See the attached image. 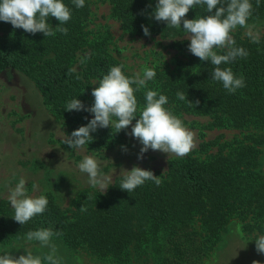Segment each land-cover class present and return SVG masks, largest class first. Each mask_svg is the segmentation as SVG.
<instances>
[{
  "label": "trees",
  "instance_id": "16d2710c",
  "mask_svg": "<svg viewBox=\"0 0 264 264\" xmlns=\"http://www.w3.org/2000/svg\"><path fill=\"white\" fill-rule=\"evenodd\" d=\"M100 1L110 4L112 16L129 35L146 37L141 28L144 25L151 36L171 40V48L179 50L172 70L154 67L155 78L134 93L137 115L145 104V92L154 90L167 96L165 107L185 127H193L185 119L187 116L206 117L209 122L202 129L234 134L230 139L222 134L213 141H202L196 151L171 162L159 186L149 180L128 193L120 189L121 177L103 193H82L86 203L76 205L71 217L51 196H46V211L23 225L0 207V243L51 227L63 233L53 238L66 246L88 249L117 264H131L135 257H146L153 264H203L233 220L243 223L245 232L264 235V34L258 44L240 32L231 34L236 46L246 49L248 56L220 66L245 78L246 86L229 94L222 82L211 79L215 66L210 61H200L188 51L189 43L179 40L187 35L183 24L171 28L148 18L157 0ZM63 3L71 10V19L62 25L68 29L67 35H33L0 21V73L14 69L29 77L43 103L72 132L85 126L92 114L65 111L67 102L76 98L90 107L94 82L112 66L123 65L124 73L133 75L110 53L108 33L89 29L93 16L90 0H85V6L79 9L72 0ZM251 3L253 13L248 23L264 22V0ZM206 14V6L199 5L190 9L185 19ZM47 22L53 28L59 26L54 17ZM86 56L90 58L81 63ZM72 68L76 72L69 75ZM177 91L185 92L187 101L194 105L177 99ZM91 138L86 146L97 150L114 147L121 136L109 127L98 128ZM82 205L87 211L79 210Z\"/></svg>",
  "mask_w": 264,
  "mask_h": 264
},
{
  "label": "clouds",
  "instance_id": "9594fccd",
  "mask_svg": "<svg viewBox=\"0 0 264 264\" xmlns=\"http://www.w3.org/2000/svg\"><path fill=\"white\" fill-rule=\"evenodd\" d=\"M76 8H83L85 0H72ZM206 6L207 14L196 16L194 19H185L186 14L195 6ZM253 4L251 0H157L155 7L148 18H154L157 22H165L167 27L180 28L188 34V51L202 62L210 61L214 65L211 72L213 81L222 82L223 88L229 94L245 87V78L236 76L229 67L221 68L237 58H246L248 52L243 47L236 46V41L231 33L237 28H244L245 34L252 43H260V32L256 24H249L252 17ZM54 17L59 21V26L53 28L47 21ZM71 19V10L63 3V0H0V21L10 23L13 28L23 29L26 33H42L45 37L54 36L57 32L67 35L68 29L62 25ZM144 36H150L149 28L141 25ZM90 56L81 59L84 63ZM76 72L75 68L69 69V75ZM156 76L154 69L145 66L140 73L127 76L123 71V65L112 66L107 74L94 82L95 87L91 91L94 98L90 107H86L80 100L73 98L67 102L65 111H85L93 115L85 126H80L70 135L64 132V144L70 149H83L91 141L90 133L98 128L114 126L116 133L128 126L131 135L142 145L138 160H142L144 154L149 151H160L165 154H174L184 157L195 147L194 133L188 130L183 121L165 105L168 104L167 96L157 91L145 92V104L139 109L135 92L145 88L147 81ZM76 78L79 79L77 73ZM133 85H136L133 88ZM177 99L187 101L186 93L177 91ZM198 104L199 101H196ZM113 117L115 119H113ZM87 119V118H85ZM63 126L61 127V129ZM123 152H127L125 146H121ZM79 171L87 175V182L92 187L99 186L106 190L111 182V177L106 176L100 170V166L94 156H84L77 165ZM163 174V173H162ZM161 174V175H162ZM122 176L120 189L128 193L143 185L146 181H153L160 185V176L157 177L151 170L133 166L130 171L121 169ZM8 201L14 210L13 219L20 225L28 222L32 217L43 214L48 205L46 196H29L26 190V180L20 178L18 183L8 189ZM81 212L87 211L82 205ZM60 231H53L51 227L40 228L26 233L27 241H36L40 248H47L43 255L34 254L30 249L23 250L25 254L18 258L11 252L0 254V264H62V257L58 255V249L53 243V237L62 236ZM255 242L257 253L264 255V235H258ZM252 264H260L254 260Z\"/></svg>",
  "mask_w": 264,
  "mask_h": 264
},
{
  "label": "rangeland",
  "instance_id": "374dc122",
  "mask_svg": "<svg viewBox=\"0 0 264 264\" xmlns=\"http://www.w3.org/2000/svg\"><path fill=\"white\" fill-rule=\"evenodd\" d=\"M92 7V23L89 29L108 33L110 37V53L123 62L130 74L140 73L145 66L172 70L175 67L179 50L171 48V40L159 36L139 37L129 35L121 29L120 23L112 16L111 6L105 1L90 0ZM260 35L264 34V22L257 23ZM245 36L246 30L237 27L231 34ZM187 35L180 38L187 40ZM93 119V115L91 116ZM113 119H115L113 117ZM189 124L186 128L194 133L195 147L189 154L196 151L202 141L210 142L224 135L230 139L232 131L202 129L209 120L206 117H185ZM121 130L120 142L112 148L90 150L86 145L83 149H70L64 144L60 132L70 135L66 123L59 119L42 100L34 82L19 70L6 69L0 73V207L14 215L8 201V189L18 183L20 178L26 180L29 196H51L66 216L71 217L76 205L86 203L82 193L96 195L103 193L87 182V175L81 173L77 165L83 157L94 156L103 174L111 177V186L121 178V169L130 171L135 165L141 169L151 170L157 177L165 175L171 162L183 157L165 154L149 149L142 160L137 159L142 145L131 135V128ZM63 128L61 129V127ZM115 130L116 128L112 126ZM76 130V129H75ZM117 131V130H116ZM201 133L203 137H201ZM93 136V133H90ZM127 152L121 150V146ZM187 154V155H189ZM186 155V156H187ZM185 157V156H184ZM264 172V159L263 167ZM160 176V177H161ZM219 246L204 258L203 264H252L254 260L264 264V255L257 253L254 240L258 234L243 230V223L233 220L223 232ZM62 264H117L109 259L99 258L85 248H70L58 238H53ZM30 249L34 254L43 255L47 248H40L38 242L17 238L0 243V254L19 257L23 250ZM134 257V256H133ZM131 264H153L146 257L132 258Z\"/></svg>",
  "mask_w": 264,
  "mask_h": 264
}]
</instances>
